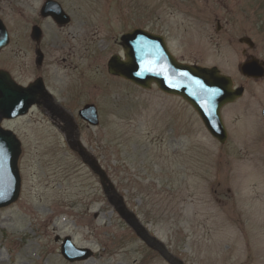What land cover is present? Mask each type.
Masks as SVG:
<instances>
[{"label": "rangeland", "instance_id": "374dc122", "mask_svg": "<svg viewBox=\"0 0 264 264\" xmlns=\"http://www.w3.org/2000/svg\"><path fill=\"white\" fill-rule=\"evenodd\" d=\"M43 1L0 0L10 32L3 55L17 41L30 47L16 33L30 29ZM60 1L71 21H43L46 41L60 38L50 85L126 205L185 264H264V77L239 69L250 54L264 59V0ZM135 27L162 34L182 61L217 65L245 86L222 109L226 142L182 96L108 71L110 56L123 52L121 34ZM245 35L253 48L239 41ZM86 102L97 104L98 125L79 116ZM13 126L22 189L0 208V264H171L119 214L46 112L35 108ZM67 235L93 254L66 259Z\"/></svg>", "mask_w": 264, "mask_h": 264}, {"label": "water", "instance_id": "95a60500", "mask_svg": "<svg viewBox=\"0 0 264 264\" xmlns=\"http://www.w3.org/2000/svg\"><path fill=\"white\" fill-rule=\"evenodd\" d=\"M43 14H51L59 23H67L70 15L64 11L57 0H46L42 6ZM40 27H34V35L38 37ZM9 41L8 30L0 18V47ZM250 47L255 46L251 36L239 38ZM124 55L113 54L108 61V70L118 74L143 87H151L156 83L168 93L181 95L189 101L199 112L209 131L221 142H225L228 131L222 118V106L236 100L244 93V86H234L231 75L221 72L217 65H202L179 60L168 48L161 34L151 32L142 27H136L121 36ZM244 75L260 78L264 76V59L253 54L249 55L239 64ZM22 94L18 100L7 101L0 98L1 111H13L10 115L23 114L33 100L21 97L28 94V87L19 86ZM9 114V113H8ZM81 116L91 124L99 123L97 106L86 103L80 109ZM264 114V109H263ZM67 140L100 176L105 192L110 201L114 203L118 212L134 227L145 241L160 251L171 264H185L180 258L172 254L162 241L150 234L140 222L137 215L130 210L122 195L118 194L106 170L97 158L84 146L80 138L74 134L73 129L67 131ZM22 151L21 140L10 129L0 126V208L15 201L21 190V175L18 159ZM62 253L71 261L86 259L93 251L89 247L77 246L71 236H66L61 246Z\"/></svg>", "mask_w": 264, "mask_h": 264}, {"label": "flooded vegetation", "instance_id": "af4514ba", "mask_svg": "<svg viewBox=\"0 0 264 264\" xmlns=\"http://www.w3.org/2000/svg\"><path fill=\"white\" fill-rule=\"evenodd\" d=\"M46 18L55 22L51 16H44L40 8L34 20L30 21V29L16 33L17 39H28L30 47H23L22 43L17 41L10 56L3 55V50L7 47L0 48V98L7 101L18 100L19 95L22 94L18 90V85L29 86L28 94L21 96L23 100L35 101L29 110L38 108L46 112L58 129L67 131L70 127L67 124L66 107L56 96L57 85L55 83H53V87L50 85L53 74H51V68L48 67V65L57 64L60 59L56 54L60 38L54 36L52 42L46 41L47 32L43 26V21ZM55 23L57 24V22ZM34 25H40L42 29L39 39L34 38L32 31ZM48 43L53 46L46 47ZM11 112H2L0 109V125L16 131L13 125L21 116L7 115Z\"/></svg>", "mask_w": 264, "mask_h": 264}]
</instances>
